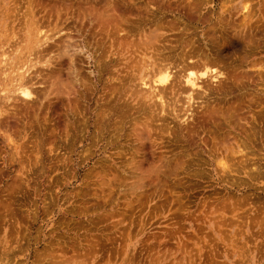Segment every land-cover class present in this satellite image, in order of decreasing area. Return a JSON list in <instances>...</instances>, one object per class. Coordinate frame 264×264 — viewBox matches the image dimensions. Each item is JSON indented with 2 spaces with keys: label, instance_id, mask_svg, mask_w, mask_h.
Returning a JSON list of instances; mask_svg holds the SVG:
<instances>
[{
  "label": "rangeland",
  "instance_id": "rangeland-1",
  "mask_svg": "<svg viewBox=\"0 0 264 264\" xmlns=\"http://www.w3.org/2000/svg\"><path fill=\"white\" fill-rule=\"evenodd\" d=\"M105 6L121 25L103 28ZM54 22L113 60L99 80L81 52L84 85L1 102L0 264H264V0H0V81L1 51ZM149 28L162 53L215 64L184 122L186 94L152 117L130 98Z\"/></svg>",
  "mask_w": 264,
  "mask_h": 264
},
{
  "label": "bare ground",
  "instance_id": "bare-ground-1",
  "mask_svg": "<svg viewBox=\"0 0 264 264\" xmlns=\"http://www.w3.org/2000/svg\"><path fill=\"white\" fill-rule=\"evenodd\" d=\"M107 7L108 6H105L103 9L101 8L102 10L97 11V13H96L97 17L101 20L103 28L109 27L110 21H111V24H113L114 26L116 25V27H118L119 26L118 24H120L121 22L115 23V24L112 23V22H115V21H113V19H115V17L112 14V12L114 11V8L110 7V5H109V7L111 8V11H112L111 12V11H109L110 9L108 10ZM110 17L113 19H107ZM121 18H122V16H121ZM125 20L126 19L124 18V22L127 21V20L126 21ZM98 22H100V21H98ZM31 23H34V22H31ZM161 25H163V24H161ZM146 26H148V25H146ZM111 27H112V25H111ZM116 27L114 28L113 32L115 31L114 33H116V34L118 32V34L117 35L114 34V35L115 36H118L120 34L124 35L122 38L124 41V38L127 36V32L129 30L127 31L125 29V27L121 26L120 29L116 32V29H118ZM150 27H151V25H150ZM65 28H67L65 25H62V24L59 25L56 22H54L52 24V26L50 24L45 25V26L34 24L33 26H31L27 30V32L29 31L28 34L21 38V42L22 41L25 42L23 45H20L17 42V43H15L14 47H12L10 49L9 53L5 52L4 50L1 51V63H3L2 72L6 73V71L9 69L11 76L9 75L10 77H7L5 80L0 81V107L2 105L1 102L3 103V106H5V108H6L7 104H8V106L10 105L9 103L11 101H19V100L21 101L22 100V101L26 102L27 99L29 100V98L33 94H35V93H33L34 91L36 92V90L34 89L35 85L41 84L42 82L45 83V80H49V84L46 88L41 90V92L39 93V95H40L39 97L36 96L37 101L40 99L48 98V97H50L49 95H52V94H53V96H55V98H58L61 96L64 97V95L69 94V92L74 88V86L76 84H78L79 86L84 85V83H86L85 82L86 79H85V76L82 74V69H81V67L83 66V63H82L83 61L81 58L82 54L86 56L88 63H90L91 60H93L95 62L94 67H95L96 71H98L97 73H98L99 80H102L103 76L105 74L109 73L108 71H110V69H109L110 62L113 60V59H111V56H109L110 57L109 58L108 56L104 57V54L102 56H99V54L97 55V50L95 49L96 47H93L92 44H90L89 42H87L85 40L84 41H82V40L79 41L76 39L72 40L70 35L62 33L63 29H65ZM149 29L150 30H148V31H145L146 29L142 30L141 34H139L140 35V38H139L140 39V45L136 49V51H135L136 53H134L135 55L137 54V56H136L137 59L134 61L132 60L134 63L132 65H129L130 70H131V73H130V71H129V73L132 75L131 76L132 80L135 81L134 85L136 86V88H134L130 91V98H131V100H138V102L141 101L139 110L142 111L143 113L147 111L146 112V113H148L147 115L152 117L153 116L152 113H154V111H156V110H157V114H160V113L162 114V113H166V111H167L166 109L169 108V111H172V112L175 111V113H176V108L174 107V104L177 102L176 101L177 99L175 100V97L177 95H180V97H181L182 94H184V95L186 94V96H185L186 101H184V102H186L187 105L185 108L182 109L183 113L182 114L180 113L181 112V109H180L179 113L181 115L179 113H177L175 115V118L179 117V120H181L182 118H184L187 115L186 118L182 119V121L184 122L190 116H192V112L188 113V111L190 110V108L192 106L190 101L195 100L194 96L196 98L198 96H199L198 98H201V96H203V95L198 90L203 89L204 86L208 87L207 78L213 77L212 72L214 71V65L215 64L213 63V61H210V59L207 57L206 54H203L200 51H195V49H194V51H192L193 48L185 57H183L184 56L183 54H181L183 56H179V57L174 55V54L168 55L166 53L167 54L166 55L164 52H163L164 53L163 54L162 51L159 50V48H158L159 46L156 45L158 42L157 41L158 34L156 33L157 29H155V28L154 29L149 28ZM110 36H111V34H110ZM11 37H12V35H11ZM122 39L118 40V41L121 42ZM126 40H125V42H122V43L123 44L128 43V40H127V42H126ZM137 44H139V43H137ZM163 47H165V46H163ZM175 48H176V45L174 46V49ZM183 49L185 50V47ZM108 50H109V48H108ZM178 50H179V48L176 51H178ZM119 51H120L119 49L115 50L114 52L112 50H110L109 53H110V55H116V57H118V60H119L121 53L123 54V56L125 55L123 51H121V52H119ZM14 52H17L16 53L17 56H16V58L14 56V59H12L13 58L12 54ZM81 52H82V54L80 56ZM107 53H108V51H107ZM179 53H180V51H179ZM194 58H196V59L194 60ZM123 59H126V57H123ZM132 61H130V62H132ZM196 62H198V63H196ZM63 65H65V67H63ZM39 67H45V73H42V70L38 71ZM48 67H50V68L48 71H46V68H48ZM173 69L175 70L174 74L173 73L171 74ZM63 70H65V75H63L64 73L62 74ZM91 72H93V70ZM40 74L42 77L41 82L36 80V78ZM130 74L127 77H129ZM114 77L115 76L110 75V76H107L106 79H107V81H109V80L111 81L114 79ZM201 83H204V84H201ZM137 86H138V88H137ZM111 90H112V88H111ZM203 90H205V89H203ZM112 91H114V90H112ZM118 91H119V89H118ZM112 95H114V94L112 93ZM177 97H179V96H177ZM9 99L11 101H9ZM8 101H9V103H8ZM109 101H110V99H109ZM123 101H125V100H123ZM126 104L129 105L128 102ZM170 107H171V109H170ZM5 108L3 110H1V112H6ZM104 109L105 108H103V110ZM139 110H138V112H139ZM161 119L162 118H160V120ZM116 123H117V121H116ZM133 123H135V122H133ZM139 131L140 130H138V133H139ZM100 133H102V131Z\"/></svg>",
  "mask_w": 264,
  "mask_h": 264
}]
</instances>
